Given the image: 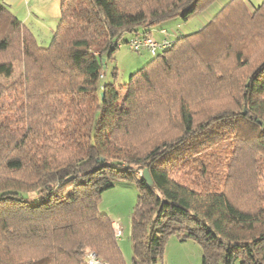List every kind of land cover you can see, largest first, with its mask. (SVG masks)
<instances>
[{
  "label": "trees",
  "instance_id": "trees-1",
  "mask_svg": "<svg viewBox=\"0 0 264 264\" xmlns=\"http://www.w3.org/2000/svg\"><path fill=\"white\" fill-rule=\"evenodd\" d=\"M216 1L60 0L46 46L0 3V78L23 67L0 85V100L22 94L16 119L0 115V264H86V249L125 264L99 203L135 176L132 264L162 263L171 235L201 264H264V2L228 0L127 83L100 81L125 34ZM183 167L193 178L172 175Z\"/></svg>",
  "mask_w": 264,
  "mask_h": 264
},
{
  "label": "rangeland",
  "instance_id": "rangeland-1",
  "mask_svg": "<svg viewBox=\"0 0 264 264\" xmlns=\"http://www.w3.org/2000/svg\"><path fill=\"white\" fill-rule=\"evenodd\" d=\"M227 1L228 0H217L211 6L191 15L187 20L175 18L168 21L164 25L168 28V34L166 36L174 40L178 31L182 34H188L199 30L212 18L217 9L222 7ZM245 1L250 10L253 9L252 6L257 7L264 2V0ZM174 30H176V32H174ZM35 33L39 34L38 36L35 35V38L40 45L46 46L50 43L52 34L48 32L45 33V31H35ZM169 34L171 36H169ZM128 38H130V35L125 34L122 39L124 41ZM103 58L105 59V65L103 68V78L100 81L103 83H113L115 86H119L127 83L130 74L143 68L153 58V55L148 51L146 52V50H141L140 52L133 51L128 48L126 43H123L112 54L111 58H108L106 54ZM22 72V61H14L12 64V72L0 78V85L8 90L13 84L20 81ZM3 96L4 97L0 100V115L2 117L10 115L11 119H16L20 113L19 109L21 108L19 99L22 97L21 91H14L12 95L11 93H5ZM212 148L220 150L229 149L230 147L227 141H222ZM188 169L190 168H180L177 171H173L172 175L177 178H182L183 180L186 178H193L194 174L189 173ZM261 175L262 177H260V179L264 181V174L261 173ZM137 177L135 176L133 179H117L111 188L102 193L99 203L100 211L109 214L112 219H117L118 223L112 222L113 228L114 226H119L122 229V235L117 237V242L121 249L125 264H132L133 249L130 240V221L137 201ZM24 196L34 201L33 195L24 193ZM114 215L118 216V218H115ZM156 264H201V248L199 244L193 240H183L176 235H171L167 238L164 245L162 263L157 262ZM236 264L240 263L237 262Z\"/></svg>",
  "mask_w": 264,
  "mask_h": 264
},
{
  "label": "crops",
  "instance_id": "crops-1",
  "mask_svg": "<svg viewBox=\"0 0 264 264\" xmlns=\"http://www.w3.org/2000/svg\"><path fill=\"white\" fill-rule=\"evenodd\" d=\"M0 3L6 5L33 34L35 31H45V33L48 32L53 35L59 21L60 0H0ZM164 25L165 23L151 28L150 34L156 40H160L168 34V28ZM162 29L166 30V33H163ZM178 33L180 32L178 31ZM170 34L169 36H171ZM35 35L38 36L39 34L35 33ZM110 218L112 219V217ZM112 221L118 223L117 219H112Z\"/></svg>",
  "mask_w": 264,
  "mask_h": 264
},
{
  "label": "built area",
  "instance_id": "built-area-1",
  "mask_svg": "<svg viewBox=\"0 0 264 264\" xmlns=\"http://www.w3.org/2000/svg\"><path fill=\"white\" fill-rule=\"evenodd\" d=\"M163 33H166V30H161ZM174 40L169 37H163L160 40H156L151 35H134L131 36L126 42L129 49L133 51L146 50L153 56L161 53L163 50L169 48L173 44ZM115 235L117 237L122 235V229L119 226H114ZM85 263L86 264H109L106 261L101 260L96 252L91 249H86L85 254Z\"/></svg>",
  "mask_w": 264,
  "mask_h": 264
},
{
  "label": "water",
  "instance_id": "water-1",
  "mask_svg": "<svg viewBox=\"0 0 264 264\" xmlns=\"http://www.w3.org/2000/svg\"><path fill=\"white\" fill-rule=\"evenodd\" d=\"M142 173H143V177L145 178L147 183L149 185H151L152 184V180H151V177H150L149 172L147 171V169H144Z\"/></svg>",
  "mask_w": 264,
  "mask_h": 264
}]
</instances>
